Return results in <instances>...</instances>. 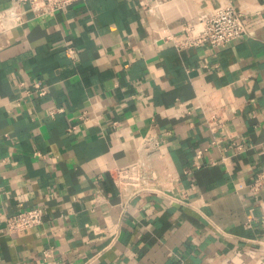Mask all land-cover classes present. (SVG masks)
<instances>
[{"label": "crops", "instance_id": "0c3cea01", "mask_svg": "<svg viewBox=\"0 0 264 264\" xmlns=\"http://www.w3.org/2000/svg\"><path fill=\"white\" fill-rule=\"evenodd\" d=\"M226 4L247 26L228 45L166 38ZM16 5L0 0V264H264V0L22 3V23ZM37 79L48 93L24 94ZM139 161L156 190L114 182ZM31 206L43 223L11 233Z\"/></svg>", "mask_w": 264, "mask_h": 264}, {"label": "built area", "instance_id": "2783aa9c", "mask_svg": "<svg viewBox=\"0 0 264 264\" xmlns=\"http://www.w3.org/2000/svg\"><path fill=\"white\" fill-rule=\"evenodd\" d=\"M81 0H16L13 16L17 22L22 23L24 17L18 11L20 4H29L32 12L36 17H41L47 14H54L57 11H63ZM184 31L182 37L170 33L166 36L168 40H172L174 46L178 50H184L189 47L201 46L209 43L215 47L226 46L233 40L242 37L247 26L243 19V13L233 4H226L216 9L213 12L200 14L192 21L183 24ZM75 48L70 46L67 48V54L71 58L75 57ZM24 87V94L33 96H45L48 93V85L41 79L34 80L30 86L20 83ZM52 110L51 113H54ZM212 120L218 126L220 122ZM76 128L73 126L72 129ZM143 147L150 150L152 154L159 150L160 144L157 139L144 140ZM202 151H199L200 157ZM147 166L144 161H139L138 164L125 169H117L113 173L114 182L121 188L135 187L136 192L141 189L147 191L156 190L153 184L148 182L149 175L146 172ZM151 172V170H150ZM264 188V170L258 172L254 180L249 185V190L253 196L259 194ZM45 211L41 206H31L19 209L17 212L7 216L8 229L11 233H17L26 229L39 226L43 223Z\"/></svg>", "mask_w": 264, "mask_h": 264}]
</instances>
